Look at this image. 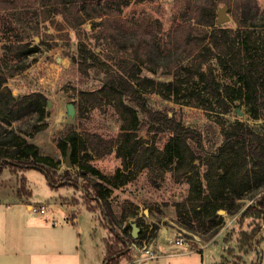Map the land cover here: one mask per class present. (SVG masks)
<instances>
[{"label": "trees", "instance_id": "16d2710c", "mask_svg": "<svg viewBox=\"0 0 264 264\" xmlns=\"http://www.w3.org/2000/svg\"><path fill=\"white\" fill-rule=\"evenodd\" d=\"M121 1L0 0V32L6 36L3 48L14 54L10 68L5 62L1 63L3 59L0 60V121L8 126L33 116L42 120L46 107V97L43 94L14 97L5 86L8 78L26 69L24 60L37 51V47L29 43L31 33L23 27H15L10 21L11 16L17 18L15 24L24 26L22 18L31 15L28 8L39 7L40 10L38 8L32 14L38 18L40 16L41 22L49 18L50 12L61 15L71 29H77L88 21L91 26L98 28L97 38L107 39L119 46V50L129 53V57H121L117 61L114 69L109 68L107 59L100 60L98 57L100 51L95 52L79 38L77 55L70 59L78 65L79 72L86 80L93 74L99 82L96 88L79 92L80 108L110 106L120 121V131L115 139L105 141L96 135L91 142L87 141L91 150L97 151L99 156L111 154L114 150L121 168H117L112 176L103 174L87 161L78 165V153L86 151L88 147L75 130H70L57 140L61 154L66 156L70 150V164L77 165L76 171L65 169L62 173L58 172L59 160L41 154L36 145L28 143L17 131L10 128L0 133V174L4 167H9L15 174L17 171L36 169L45 176L51 188L69 185L81 190L85 198L83 205L89 212H93V208L86 199L98 205L101 214L99 223L114 237L111 245L107 239L104 241L102 264H120L122 261L132 264L134 261L131 250L145 238V234L139 232L137 239H133L131 233H120L118 226L129 218L136 217L137 207L134 205V210L122 209L117 216L110 196L114 188L126 185L148 168L150 163L157 161L163 164L162 172L170 171L175 178L186 177L188 180V194L177 205V210L182 208L187 215V219L179 223L184 228L193 230L192 223H195L198 230L209 224L211 229L214 228L211 234L213 237L218 231V223H215L217 212L223 210L229 215L235 214L241 209L240 200L247 193L257 198L242 212L239 223L246 217L252 218L254 224L264 220V55H256L254 50L260 38L252 39L255 34L264 38V7L260 10L258 0H187L185 20L174 29L175 38L171 51L164 57L176 59L181 55L186 58L195 56L202 41L207 38L208 41L201 50L208 58H217L219 64L230 70L229 77L236 78L238 93L244 98L251 118L263 121L261 132H256L247 123L236 121L221 131L223 139L215 148L210 146L208 134L186 126L167 111L154 108L150 104L149 93L155 92L166 100L173 98L176 103L183 98L203 102L204 94H210L213 98H218L219 104L224 106L223 113H227L228 101L234 100L231 97L233 88L225 86L223 96V88L220 89L217 85H209L210 91L204 87L203 94L200 89L192 88L188 91L194 78L197 79V84L208 79L207 74L201 70V63L194 70L180 67L186 73H169L171 77L168 81H157L142 75V67L146 62H153V57L164 55L153 40L143 36L138 29L130 32L123 29L120 13L110 12V6L120 4ZM221 3L231 6L232 19L237 27L234 33L215 25V11ZM206 28H210V32ZM199 32L204 34L200 43L194 37ZM238 38H242L241 43L237 41ZM209 76L215 84L212 75ZM140 131H145L146 139L138 136ZM163 136H167V140L162 149L158 150L154 143ZM206 146L214 151L210 152L208 161L204 163L206 167L201 172L195 169V163L204 162L209 153ZM85 158H89L87 152ZM201 177L204 184L200 181ZM23 183L24 178L21 177L19 191L23 195H29ZM135 224L139 226L137 219ZM126 229L132 230L130 225ZM156 230L154 225L148 238H155ZM196 230L193 231L197 232ZM259 234V227L254 225L249 233L241 231L238 250L246 253L251 248L254 237ZM116 243H120L121 247H117ZM228 252L232 253L233 250L229 249Z\"/></svg>", "mask_w": 264, "mask_h": 264}, {"label": "rangeland", "instance_id": "374dc122", "mask_svg": "<svg viewBox=\"0 0 264 264\" xmlns=\"http://www.w3.org/2000/svg\"><path fill=\"white\" fill-rule=\"evenodd\" d=\"M186 1L122 0L120 4L116 3L110 6V12L113 14L120 13V23L126 32L138 29L143 36L151 38L155 46L160 48L162 55H164L153 57L152 59L155 60L153 62H146L142 67V75L157 81H168L171 77L168 75L169 73L183 75L186 72L181 70L180 67L194 70L198 63H201V70L207 74L208 79L202 84H197V79L194 78L188 86V91L192 88L195 90L200 89L203 94L205 92L202 90L204 87L207 91H210L211 87L209 85L213 87L217 85L220 89L223 88L221 90L223 96V90L228 85L231 86V89L233 88L231 97L234 100L232 102L228 101L227 113H223L224 106L219 104L218 98H213L210 94H204L203 102L195 101L193 98H183L179 103H176L173 98L169 100L162 99L155 92H152L149 93L150 104L156 109L175 115L186 126L208 134L211 141L210 146L213 145L215 148L223 139L221 131L236 121L247 123L256 132H261L263 121L251 118L244 98L238 93L239 85L236 83V78H230L229 69L219 64L217 58H208L205 52L201 50L207 43V38H204L201 46H199L200 50H197L195 56L192 55L186 58L181 55L176 59H164L167 53L171 51L175 38L174 29L185 20ZM125 3L126 5H124ZM224 5L221 3L217 6L215 20L218 9ZM258 5L262 10L264 0H258ZM38 8H28L31 15L22 18L24 26L15 24L17 22L15 16L10 17V21L15 27L20 29L23 27L31 33L32 39L29 40V43L36 46L37 51L24 60L26 69L8 78L5 86L11 90L14 97L35 93L43 94L46 97L44 118L39 121L36 116H33L11 126L0 121V133L4 130H10V128L17 131L28 143L36 145L41 154L59 160L58 172L62 173L65 169L76 171L77 165L70 168L66 167V156L62 155L58 149L57 140L64 137L70 130H75L80 139L86 141L88 147L86 151L78 153V165L87 161L103 174L112 176L117 168H121V162L115 157L114 150L111 154L99 156L97 151L91 150V145L87 141L91 142L92 137L96 138V135L105 141L115 139L120 131V121L110 106H102L101 108H90L89 106L85 108L83 106L80 108L79 92L84 89L96 88L99 82L93 74L86 80L79 72L78 65L72 63L70 59L77 55V43L80 39L89 48L94 49L95 52L100 51L98 57L100 60L107 59L109 68L114 69L117 61L121 57H129V53L119 50V46L107 39L97 38L96 31L98 28L91 26L88 21L77 29H71L61 15H54L50 12L49 18L41 22L40 16L38 18L32 14ZM227 14L230 18L229 22L216 27L234 33L237 27L232 19L231 6H228ZM206 30L210 32V28H206ZM203 35V32L195 34L194 37L198 43L201 42ZM5 37L0 32V60L3 59L1 63L5 62L7 67L10 68L13 65L12 56L14 54L3 48ZM256 37L260 39L257 40L255 45L257 47L254 49L255 54L264 55V38L255 34L252 39ZM237 41L241 43L242 38H238ZM6 69L3 70L6 71ZM210 74L215 84L211 82ZM68 104L73 107V117L67 113ZM138 136L146 139L145 131H140ZM166 140L167 136L161 137L154 143L155 147L161 150ZM209 147H205L209 153L204 158V162L196 161V170L202 172L206 167L204 163L208 161L210 152L214 151ZM86 152L89 156L88 159L85 158ZM69 161H71L70 156ZM162 167L161 161L150 163L148 168L138 173L126 185L114 188L110 196L113 210L117 216H119L122 209L134 210V205L137 207V216L129 218L128 221L118 226V231L120 233L123 231L131 233V230H127L126 227L129 226V222L136 223L137 219L139 232L145 234V238L139 244L143 241L153 243L152 247L159 255L156 260L150 261V264H228L230 262L244 264V256L254 245H256L254 246L256 253L254 263H257V259L261 258V253L259 254L258 251L261 252V249H263L264 220L261 219L256 224L250 217L242 218L240 223L238 221L242 212L254 202L257 196L253 197L250 193L245 194L243 199L240 200L242 207L235 214L229 215L226 212H217L215 223H218V231L213 237H211V234L214 228L211 229L209 224L196 230L195 223H192L193 230L197 231L194 232L179 224L187 219V215L182 211V208L177 210V205L182 203L188 194V180L186 177L177 179L170 171L162 172L164 170ZM220 172L223 171L220 170ZM21 177L24 178L23 187L29 195H23L19 191ZM79 181H81V178H79ZM200 181L202 184L205 183L203 177L200 178ZM21 196L33 205L46 204L48 210L45 213L32 212L31 215L33 218H47L50 225L55 222V229H59L67 220L61 213H54L55 210L49 207V204L53 202H63V209L69 214H77L79 222L82 219L86 221L84 216H90L91 214V217L98 223L101 221L98 205L94 201L86 199V202L93 208V212H89L83 205L85 198H83V193L78 188L69 185L51 188L47 184L45 176L36 169L17 171L15 174L9 167H4L0 174V202H8ZM79 211H82L84 216H81ZM180 212L181 216L179 215ZM154 225L157 227L156 237L150 239L148 238L149 233L154 229ZM253 225L259 227L260 234L254 237L251 248L247 249L246 253L241 252L237 248L240 233L241 231L249 233ZM99 227L98 232H92L89 237L92 239L96 234L98 239L101 238L105 253V239L111 245L114 242V237L101 225ZM178 232L182 233L185 241L191 242V248L179 246L168 240V238L175 240ZM82 243L84 246L85 241H82ZM115 245L121 247L120 243ZM229 249L233 252H228ZM131 251L134 257L132 264H137L135 251L133 249ZM258 255L260 256L258 257ZM92 256H95V252ZM64 261V264H75V255L73 257L66 256ZM92 263L91 259L90 264ZM120 264L131 263L122 261Z\"/></svg>", "mask_w": 264, "mask_h": 264}, {"label": "crops", "instance_id": "0c3cea01", "mask_svg": "<svg viewBox=\"0 0 264 264\" xmlns=\"http://www.w3.org/2000/svg\"><path fill=\"white\" fill-rule=\"evenodd\" d=\"M62 203L49 204L54 213H61L67 220L55 229V222L50 225L47 218H33L30 209L33 204L25 197L0 202V264H64L66 256L74 255L75 264H90L91 259L92 264H102L103 242L96 234L92 239L89 237L92 232H98V221L91 217L92 214L84 216L79 211L86 219L79 222L78 215L69 214ZM82 241H85L84 246ZM262 245L257 263H254V245L244 256V264H264V239Z\"/></svg>", "mask_w": 264, "mask_h": 264}, {"label": "built area", "instance_id": "2783aa9c", "mask_svg": "<svg viewBox=\"0 0 264 264\" xmlns=\"http://www.w3.org/2000/svg\"><path fill=\"white\" fill-rule=\"evenodd\" d=\"M30 209L33 213H45L48 210V206L46 204H40V205H32L30 206ZM177 238L175 240L168 238L170 242H174L178 244L179 246H185L190 247L191 242L185 241L182 237V233H177ZM153 243L148 242H141V244H138L133 247V250L135 251V255L137 257V264H150V261L156 260L158 258L157 252L152 247ZM141 255V257H139Z\"/></svg>", "mask_w": 264, "mask_h": 264}, {"label": "water", "instance_id": "95a60500", "mask_svg": "<svg viewBox=\"0 0 264 264\" xmlns=\"http://www.w3.org/2000/svg\"><path fill=\"white\" fill-rule=\"evenodd\" d=\"M228 11V6L224 5L221 8L218 9L216 13V20H215V25L220 26L222 24H225L229 22L230 18L227 14ZM67 113L69 116L73 117L74 116V110L71 104L67 105ZM69 156H70V150L67 151L66 159H65V165L67 168L71 167L70 161H69ZM218 213H225L223 210H219ZM129 225L131 226V236L133 239H137L138 237V232L139 228L137 225L133 222H129Z\"/></svg>", "mask_w": 264, "mask_h": 264}]
</instances>
